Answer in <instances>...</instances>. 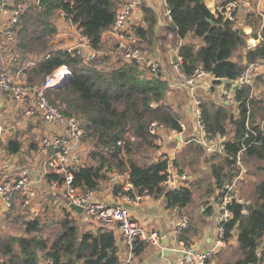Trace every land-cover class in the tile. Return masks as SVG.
Returning <instances> with one entry per match:
<instances>
[{
	"label": "trees",
	"instance_id": "1",
	"mask_svg": "<svg viewBox=\"0 0 264 264\" xmlns=\"http://www.w3.org/2000/svg\"><path fill=\"white\" fill-rule=\"evenodd\" d=\"M15 1L29 3L28 10L20 15L16 23L13 37L14 50L22 59L27 57L32 60L22 71L27 81L42 82L61 66H66L72 76L62 87L48 88L47 96L63 115L77 118L84 130L86 158L73 173L74 186L82 191L96 190L113 171L121 172L129 168L130 181L136 193L147 192L154 199L163 197L168 209L186 208L192 201L191 187L165 191L161 186L166 159L141 164L131 157L137 153L146 156L158 146L156 136L149 132L151 122H158L168 130L179 129L181 116L168 101L166 82L159 76L148 77L146 71L134 63L118 60L111 64L106 53L99 55L101 65L97 67L95 59L85 63L73 53L51 49L50 41L57 31L55 21L58 12L63 11L82 28L92 48L103 51L101 38L114 21L115 1ZM167 2L170 10L168 29L181 39L191 38L178 48L182 59L179 71L185 78L201 66L211 74L213 84L223 83L229 89L243 69L244 65L239 62L242 56L245 62L264 58V40L248 48V35L235 26V19L224 20L220 14H214L204 0ZM142 10L145 25L136 26L135 33L149 45L157 18L151 8L142 5ZM244 21L252 29L251 36L256 37L262 16L250 12L245 15ZM262 36L264 39V32ZM222 78L229 82H222ZM256 80L264 87L263 77ZM256 88L260 92V86ZM249 94L250 87L247 85L234 87V111L230 104L215 103L210 99H202L199 105L206 130L212 136L226 138L224 154L213 155L217 161L210 165L212 183L206 191L207 196L217 192L218 199L224 186L237 176L236 154L244 146L246 175H260L248 196L249 204L232 201L229 206L233 217L225 224L224 239L228 243L232 231L237 230L238 257L222 264L256 263L257 249L264 240V125L261 127L264 98L260 97V93L251 98ZM248 127L257 133L255 142L244 140ZM121 140L123 144L118 145ZM193 144L184 146L181 152L196 159L207 156L200 145ZM6 146L14 156L17 157L18 153V157L22 156V143L17 137L8 139ZM121 151L125 153V158ZM55 177V174L49 173L46 180ZM129 194L133 196L132 191ZM48 210L44 209L33 219H23L19 234L2 235L0 232V259L3 263L44 264L51 258L53 264H121L119 243L112 230L101 227L94 231L81 229L68 208H63L58 216L53 212L49 214ZM206 215H211V207L204 209L203 216ZM190 225L189 222L180 233V239L189 241ZM144 248L143 242H137L134 256H139ZM263 261L264 256L260 264Z\"/></svg>",
	"mask_w": 264,
	"mask_h": 264
},
{
	"label": "built area",
	"instance_id": "2",
	"mask_svg": "<svg viewBox=\"0 0 264 264\" xmlns=\"http://www.w3.org/2000/svg\"><path fill=\"white\" fill-rule=\"evenodd\" d=\"M159 1L164 7L165 15L170 17L167 0ZM262 3H264V0H258L256 12L253 11L257 14L260 13L261 16L259 6ZM140 5V0H122V2L116 5L113 23L103 35H109L116 41V53L119 55V58L116 60L134 63L145 70L150 77L158 76L160 67L158 60L149 47L143 44V41L135 33V27L138 24L134 19V14ZM242 6L249 7L248 0H228L217 6L213 13L220 14L224 20H233L235 19L236 12ZM28 7L29 3L26 1L0 0V38L3 39V43L5 44L4 47L0 48V100L7 98L25 103L23 112L19 116L20 121L39 120L53 127V130L43 135L40 141V146L44 153L40 172L41 177L46 179V175L49 173L56 175L55 179L47 181L48 189L60 192L63 198L66 199L69 206L68 209L72 211L73 216L77 213L83 214L90 221L98 224L99 227L112 230L116 237L119 235L126 248L125 254L120 260L121 264H128L132 257H134L133 251L137 242L147 243L162 249L159 233L154 230H147L132 216L131 210L125 207L124 204L107 203L97 198L96 190L87 189L82 191L74 186L73 173L83 163L81 157L85 151V144L83 142L84 130L77 118L63 115L50 102L47 96L48 88L55 87V85L64 80H71L72 76L66 66L57 68L53 73L47 75L42 82L38 83H30L23 74L20 75L25 67L18 68L21 56L13 48V37L20 15L25 13ZM56 19L63 21V24L59 25L63 26L64 30L69 28L72 36L69 42L65 40L66 44L62 48H59L60 50L81 57L85 63L96 59L99 56L98 54L102 55L105 53L92 48L82 28L73 23L65 12H58ZM56 27L57 31L50 41V46L53 44L55 38L63 37L57 24ZM263 40L261 34H258L256 37H247L246 46L251 48ZM8 45H11V47H8ZM181 62L182 59L177 52L173 67L178 69V72ZM206 75L211 76L210 73L199 66L189 78H185V83L188 87H193L197 81ZM258 77L264 78V58L244 63L243 69L237 79L231 82V87L229 89L221 88L222 95H225V101L223 102L235 104L232 92L234 87L240 85L250 87V98L256 96L257 91L254 83ZM199 105L200 101L196 100L195 127L199 131V136L187 137V126L180 121L178 130H169L171 134L170 138L174 142H177V144L193 142L200 145L206 155H222L225 151L224 138L219 135L212 136L206 130L201 120ZM261 125L263 127L264 121L261 122ZM163 129L165 127L158 122L153 121L150 123L149 132L156 136L155 141H159V135ZM8 131V124L0 121V159H3L4 163L7 161L10 164L16 158V155L11 154L6 146L9 139L7 138ZM178 137L179 140H176ZM216 137L222 138V140L218 144L213 145L210 139ZM256 138L257 133L251 127H248L244 140L252 139V142H255ZM130 139L133 140L132 137ZM123 142V140L119 141L118 145H122ZM175 149L177 148L175 147ZM244 150L245 146L236 154V168L239 173L230 184L224 186L223 194L218 197L220 218L216 229L215 242L210 247L198 250L190 241L179 238L180 233L186 228L189 219L184 213L178 214V221L175 223L172 231V249L180 254V264H209L213 257L226 244L224 239L225 224L233 217V212L229 207L231 202L249 204L250 200L245 199L236 192L241 177L245 172V165L243 163ZM121 154L125 158L123 151H121ZM162 158L166 159V167L163 171L164 179L161 182L164 190L174 191L188 187L190 176L179 169L174 157H166L164 155ZM33 173L34 171L30 166H24L19 168L13 176H0V203L2 204L3 211L11 210L17 203L21 210H30L33 218L39 216L40 207L37 202V193L33 187ZM106 181L112 187L118 189L117 197L127 204L132 205L152 198L147 192L142 194L135 192L134 186L130 181L129 168L121 172L113 171L109 174ZM129 191L133 192V196L129 194ZM71 204L81 206L82 213L70 208ZM242 212L246 213L244 209ZM256 255L257 262L253 264H260L264 256V247H259ZM262 263L264 264V261ZM44 264H53V260L48 258Z\"/></svg>",
	"mask_w": 264,
	"mask_h": 264
},
{
	"label": "crops",
	"instance_id": "3",
	"mask_svg": "<svg viewBox=\"0 0 264 264\" xmlns=\"http://www.w3.org/2000/svg\"><path fill=\"white\" fill-rule=\"evenodd\" d=\"M207 7L210 9L211 12L214 11V9L219 6L217 4L216 0H204ZM258 2V0H257ZM256 2V3H257ZM141 5L139 8L135 11V21L138 24V26H144V13L142 10V5H145L149 8H151L157 18V24L154 29V35L150 39V43H145L143 41V44L150 47V50L155 55L156 59L158 60L160 67H159V74L158 76L166 82V91L168 95V101L173 105V108L178 111V113L181 116V121L185 123L187 126V134L186 136H199V131L195 127V101H201L198 96L201 95V97L204 95H210V97H215L214 92H211V90L216 89L220 90L222 87H225V84H219L215 85L213 84V78L212 76H204L202 79L197 81L193 87H188L185 83V77L178 72V69L173 67V62L175 59V55L178 52V48L181 44L190 41L191 38H184L181 39L175 32L170 31L168 29V19L170 17L166 16L164 13V7L160 3L159 0H140ZM217 4V5H215ZM221 5V4H220ZM260 16V13H258ZM56 24L58 25L60 29V34L63 35L64 39L69 42L72 38L71 32L69 28H66V30L63 29V26H60L63 24V21L56 19ZM60 24V25H59ZM243 31L248 35V37H252L251 33L248 32V29L251 27L247 24H239ZM258 34H261L258 32ZM257 34V35H258ZM262 35V34H261ZM263 37V36H262ZM102 47H106L109 49V51H104L105 53H110L114 59V63H116L117 58H119V55L116 53V41L110 37L109 35H103L101 38ZM198 44H201V41H198ZM5 44L3 43V39L0 38V48L4 47ZM8 47H11V45H8ZM22 59V58H21ZM21 61V63H20ZM30 58H25L22 60H19L18 68L25 67L29 64H31ZM241 64L244 65L245 60L242 56L241 60L239 61ZM0 66H1V59H0ZM22 75V73H20ZM150 77V76H148ZM258 92L259 90L256 89ZM180 95V101L175 102L174 98L175 96ZM215 103H221L214 99H212ZM224 103V102H223ZM175 104V106H174ZM233 107V111L236 108L235 104H230ZM25 107V103L16 102L11 99L3 98L0 100V121L4 124H8L9 131L7 134V138L17 137L18 140L22 143V156H20V153H18L17 157L12 161V163H7L3 159H0V176H13L17 173V170L19 168H22L24 166H30L34 171V183L33 187L37 193V202L40 207V211H43L46 208L53 209L58 214L61 212L63 208H69L67 201L63 196L60 194L59 191H50L48 189L47 180L45 178H42L40 175L41 172V166H42V159L44 157V153L40 146V141L43 135L48 134L53 130V127L43 121L39 120H33V121H20L19 116H21L23 109ZM185 119V121H183ZM170 131L168 129H163L159 135V140L162 139L163 141V147L165 146V137L169 139L170 142L174 143L176 154L182 153L184 158H188L190 156L188 153L181 152V149L184 148L185 145H189L192 142L189 143H182L177 144V142H174L172 138H170ZM224 141L226 140L225 137ZM222 138H213L210 139L211 143L213 145L218 144ZM158 145L159 141L157 142ZM195 144V143H194ZM197 145V144H195ZM162 151L157 153V156L161 155ZM85 154V151H84ZM219 155V154H218ZM209 159H206V165L208 166V171L210 169L211 163L214 161H217L215 157L212 155L208 156ZM220 156H217L219 158ZM192 159H196V157L191 156ZM202 158V157H201ZM199 158V159H201ZM83 160L84 157H83ZM158 159L155 158L154 161H157ZM7 163V164H6ZM246 166H245V172L241 177V180L239 182V185L244 181L246 177ZM190 178H193L192 175H189ZM248 176V175H247ZM211 179V178H210ZM210 184L212 183V180L209 181ZM210 184L207 187L210 188ZM117 188H114L111 186V184L107 181L100 182L98 188L96 189L97 198L100 200H103L107 203L113 204V203H119L124 205H131L125 203L122 199L117 197ZM116 190V191H115ZM237 194L242 196L240 191H236ZM217 192H214L210 196H207L206 192H200V198L203 201H207V205L205 207L200 208L201 216L200 219L197 221H193L192 217L187 215L186 212H188L187 208H174V209H168L165 208L164 199L163 197H159L157 199H154L153 197L149 200H143L141 202H138L136 204H132L137 211L131 210L132 216L140 223L142 224L147 230H154L159 233V236L165 234L168 239L170 240L171 249L173 248V242H172V231L174 228L175 223L178 221V214L184 213L188 217V221L191 223L188 234H189V241L193 244V246L198 250H204L208 247H210L216 239V229L218 225V221L220 218V210H219V204L217 199ZM244 197V196H242ZM245 199H248V197H244ZM202 205V204H201ZM207 207H211V215L203 216L204 209ZM2 204L0 203V212H2ZM162 211V214H160ZM246 214V213H245ZM73 215V213H72ZM78 222L81 229L86 230H95L97 227H99L98 224L90 221L88 218H86L83 214H74L73 216ZM188 222V223H189ZM188 226V224H187ZM186 226V227H187ZM117 240H119V259L121 260L125 254V245L121 241V238L119 235L117 236ZM161 242V240H160ZM145 248L142 251V253L139 256H134L130 260L128 264H180V254L174 251L170 255L166 256H158V253L162 251V249L154 247L150 244L144 243ZM162 245V243H161ZM233 246L236 248L237 251V230L234 229L232 231V237L229 240L228 243L225 244V246L221 249V251L225 248H228L229 246ZM259 247H264V240L260 244ZM238 252V251H237ZM238 257V256H237ZM229 261V260H227ZM210 264H214V260L212 262L210 261Z\"/></svg>",
	"mask_w": 264,
	"mask_h": 264
},
{
	"label": "rangeland",
	"instance_id": "4",
	"mask_svg": "<svg viewBox=\"0 0 264 264\" xmlns=\"http://www.w3.org/2000/svg\"><path fill=\"white\" fill-rule=\"evenodd\" d=\"M116 5H118L120 2H122V0H114ZM217 4H223L228 0H216ZM249 2V7L247 6H242L235 14V26H239L241 28V26L239 24H245V15L247 13H254L253 11L256 12V6H257V0H248ZM215 4V5H217ZM259 11L262 14V22L258 28V32L259 33H263L264 32V3H262L259 6ZM255 16H259V14L254 13ZM242 29V28H241ZM243 30V29H242ZM248 32H250V29H248ZM66 44V41L64 39V37L60 36V38L58 39H54L53 44H51V49H59L62 48L64 45ZM150 49V47H149ZM103 51H109V49H107L105 46L102 47ZM100 55V54H98ZM107 57H108V61L111 64H114V59L112 57V55L108 52L106 53ZM99 57V56H98ZM96 58L94 61V65H96L97 67H99L101 65V62L99 58ZM236 60H239L237 58H235ZM259 85L260 86V92H257V95L260 93V97L263 96L264 98V87L259 84V82H257V80L254 83V87L256 88V86ZM257 89V88H256ZM211 92H214L215 97H210V95H204L201 97L198 96L200 98V100L202 99H214L218 102H223L225 101V95H222L221 89L218 91L216 89L211 90ZM180 95L175 96L174 101L175 102H179ZM175 106V104H174ZM233 110V107L230 106ZM183 121H185V119H183ZM165 146L163 147V141L162 139L159 140V144L156 149H154L153 151H150L146 156L142 155V154H132L131 157L133 159H135L138 163L141 164H146V163H150L152 161H154L155 158L160 159L162 158L164 155L167 156H173L175 159V163L177 164V166L179 167V169L185 173H187L188 175H192L193 178H190L189 183H188V187H191L192 189V201H191V205H189V207L187 208L188 212L187 215L190 216V218L192 217L193 221H197L198 219H200L201 216V212H200V208L201 207H205V205H207V201H203L200 198V192H206L207 191V187L210 184V175H209V171H208V166L206 165V159L208 158L207 156L202 157L201 159H192L191 156H188V158H184V156H182V153L176 154L175 152V145L174 143L170 142L168 138L165 137ZM158 142V141H155ZM194 145V144H193ZM187 146V145H185ZM161 155L157 156V153L162 151ZM86 158V147H85V154L83 153L82 155V159ZM84 162V160H83ZM245 165V162H244ZM246 166V165H245ZM252 168H250L251 171ZM260 175H258V177H253V175L249 174L248 176L246 175L244 181H242V183L240 185H238V191H240V193L242 194V196L244 197H248L250 195V193L253 190V183L255 182V180L259 179ZM36 200V199H35ZM202 204V205H201ZM49 214H51L52 212L58 216V213L56 211H54L53 209H49L47 211ZM41 213V211H40ZM17 215H20L19 217H16ZM40 215V214H39ZM33 218L32 213L30 212V210H21L19 208V206L17 205V203L15 204V206L11 209V210H7V211H2L0 212V232L2 235H6L9 233H14V234H19L21 233V223L23 221V219H31ZM238 256V252L236 251V248H234L232 245L229 246L228 248L223 249L222 251L218 252L212 260H214V264H222L227 262V260L231 261L235 258H237ZM211 260V262H212ZM3 259H0V264H5L3 263ZM210 264V263H209Z\"/></svg>",
	"mask_w": 264,
	"mask_h": 264
},
{
	"label": "water",
	"instance_id": "5",
	"mask_svg": "<svg viewBox=\"0 0 264 264\" xmlns=\"http://www.w3.org/2000/svg\"><path fill=\"white\" fill-rule=\"evenodd\" d=\"M208 22H209V23H212V20H211V19H208ZM69 80H70V79H68V80H64V81L60 82L59 84L55 85V87H62V86H64ZM221 81H222V82H229L228 80H225L224 78H222ZM176 140H179V137L176 138ZM181 145H182V144H181ZM125 207H127L129 210H135V211L138 210V209H136V208H135L134 206H132V205H125ZM70 208H72L73 210H76V211L79 212V213H82V207H81V206L71 204V205H70ZM160 214H162V211H161ZM160 240H161V243H162L163 249H162V251H160V252L158 253V256L160 257V256H162V255H163V256H166V255H170V254H172V253L174 252V250L171 249V244H170V240L168 239V237H167L165 234H163V235L161 236ZM118 242H119V241L117 240V243H118Z\"/></svg>",
	"mask_w": 264,
	"mask_h": 264
},
{
	"label": "bare ground",
	"instance_id": "6",
	"mask_svg": "<svg viewBox=\"0 0 264 264\" xmlns=\"http://www.w3.org/2000/svg\"><path fill=\"white\" fill-rule=\"evenodd\" d=\"M30 2V1H29ZM29 8V7H28ZM136 28V27H135ZM52 52V51H51ZM22 55V54H21ZM49 56V55H48ZM23 58V57H22ZM99 58V57H98ZM20 60H22V59H20ZM20 63H21V61H20ZM90 63V62H89ZM160 70V69H159Z\"/></svg>",
	"mask_w": 264,
	"mask_h": 264
}]
</instances>
